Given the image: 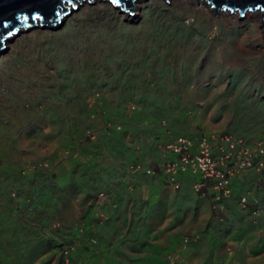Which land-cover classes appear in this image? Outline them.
Listing matches in <instances>:
<instances>
[{
  "label": "rangeland",
  "instance_id": "obj_1",
  "mask_svg": "<svg viewBox=\"0 0 264 264\" xmlns=\"http://www.w3.org/2000/svg\"><path fill=\"white\" fill-rule=\"evenodd\" d=\"M177 1L144 0L138 17L89 2L0 53V264H60L75 242L72 256L86 185L105 224L120 154L150 128L170 142L264 144V44L259 31L240 40L252 18Z\"/></svg>",
  "mask_w": 264,
  "mask_h": 264
},
{
  "label": "crops",
  "instance_id": "obj_2",
  "mask_svg": "<svg viewBox=\"0 0 264 264\" xmlns=\"http://www.w3.org/2000/svg\"><path fill=\"white\" fill-rule=\"evenodd\" d=\"M150 129L146 140L120 154L117 171L108 181L105 224H93L96 218L88 206L91 196L86 185L87 193L83 191L81 195V213L86 218L87 232L72 255L74 262L168 264L167 254L178 252V264H264V186L256 179L258 172L251 170L240 178H232V197L219 205L226 218L219 220L210 199L193 189L200 180L197 173L178 174L176 189L163 172L148 175L133 169L140 162L158 168L165 160L176 159L166 149L168 136L160 132L159 139L153 134H159V130ZM99 185L100 189L107 184L103 181ZM243 195L249 199L248 210L239 206L238 197ZM254 203L261 206L258 214L251 213ZM92 236L97 238L96 243L90 241ZM184 239L188 243L181 248Z\"/></svg>",
  "mask_w": 264,
  "mask_h": 264
},
{
  "label": "built area",
  "instance_id": "obj_3",
  "mask_svg": "<svg viewBox=\"0 0 264 264\" xmlns=\"http://www.w3.org/2000/svg\"><path fill=\"white\" fill-rule=\"evenodd\" d=\"M220 140L221 143H214L207 137L200 138L194 152L191 139H178L168 145V148L179 156V161L166 163L165 172L172 174L173 181L175 172L189 169L201 175L200 182L195 185L197 191L212 193L215 201L229 197L230 182L234 176H239L253 167H264V144L251 147L242 138H233L230 135L223 136ZM246 203L247 199L242 197L241 205L246 206ZM70 249V246L64 247L62 264H72L69 259Z\"/></svg>",
  "mask_w": 264,
  "mask_h": 264
},
{
  "label": "water",
  "instance_id": "obj_4",
  "mask_svg": "<svg viewBox=\"0 0 264 264\" xmlns=\"http://www.w3.org/2000/svg\"><path fill=\"white\" fill-rule=\"evenodd\" d=\"M67 0H0V49L3 46V39L12 38L10 33L17 32L18 26L23 24L26 28L28 26H37L33 15L39 13L41 25H56V20L61 19V14H67L70 6H64ZM73 7L77 4L74 0H70ZM81 3V0H79ZM93 2V0H88ZM121 4L122 10H128L133 14L134 4L133 0H118ZM170 2V0H167ZM69 2V1H68ZM122 2L125 3L123 8ZM198 3V0H197ZM206 3L215 10L218 16L219 10H237L240 16L244 15L245 11H260L264 22V0H206ZM70 4V2H69ZM19 18H22L20 21ZM264 31V30H263Z\"/></svg>",
  "mask_w": 264,
  "mask_h": 264
},
{
  "label": "bare ground",
  "instance_id": "obj_5",
  "mask_svg": "<svg viewBox=\"0 0 264 264\" xmlns=\"http://www.w3.org/2000/svg\"><path fill=\"white\" fill-rule=\"evenodd\" d=\"M94 1V3H103V0H93ZM173 1H176V0H171V2H173ZM74 2L77 4V11L79 10V9H81L82 7H84L85 6V4H88L89 3V1L88 0H81V3H80V1L79 0H74ZM177 2H179L180 4H193L194 6H196V8L197 9H199V10H206V12H212V10H214V9H212L211 7H210V5H207V3H206V0H198V3H197V0H178ZM69 2H68V0L66 1V2H64V6H70V8H69V12L67 13V14H61V19H60V22H59V20H56V23H58V24H62L66 19H67V15H71L72 13H74L75 12V10L73 9L74 7H73V5H72V3L69 5L68 4ZM113 3V2H112ZM135 6H134V9H133V15H135L134 17H138L139 15H140V10L143 8L142 6H143V3H144V0H133V2H132ZM113 4H115V6H121V4H116V3H113ZM122 5H123V8H125V3L124 2H122ZM118 6V8H121V7H119ZM207 7V8H206ZM195 8V7H194ZM206 8V9H205ZM98 9V8H97ZM125 10H123L122 12H124ZM215 11V10H214ZM222 12V11H228V10H219L218 11V13L219 12ZM220 12V13H221ZM230 12V11H229ZM237 12V11H236ZM245 13V19L246 18H252V21H253V23H251L250 25H248V27L246 28V29H248V30H246V29H241L242 30V32L240 33V40L242 41V42H247L249 39H251L250 37H251V35H252V33H256V32H260V36H261V38H262V41H263V44H264V38H263V33H264V22H263V18H262V15H261V13H260V11H252V12H250V11H245L244 12ZM237 14H238V12H237ZM129 14H127V16H128ZM200 15V14H199ZM130 16H132V15H130ZM20 21L22 20V18L21 19H19ZM243 21V20H242ZM40 22H41V19H35V23H36V25L37 26H28V27H24L23 26V24H20L19 26H18V29H17V32L16 33H14V34H12L11 35V37H12V40L13 39H15L16 38V35H17V37L18 36H20L21 34H24L25 32H28V31H31V30H37V28L39 29V30H42L43 29V27H45L46 25L44 24V26H41L40 25ZM48 24V26L47 27H50V23H47ZM241 25H242V23H241ZM52 26V25H51ZM59 27V26H58ZM37 32V31H36ZM16 34V35H15ZM14 35V36H13ZM257 36V35H256ZM0 39H2V36H0ZM240 40H239V42H240ZM3 46L4 47H2L1 49H0V53L4 50V49H6V48H8V47H10V45H11V43H12V41L10 40L9 41V39L8 38H5V39H3ZM238 42V41H237ZM236 42V43H237ZM241 43V42H240ZM237 46V45H236ZM243 46V45H242ZM263 48V47H262ZM240 50V49H239ZM246 50H249V51H251V52H262V50L260 49V48H253V47H249V49L247 48ZM242 51V50H241ZM240 51V52H241ZM264 51V50H263ZM242 53H244L243 51H242Z\"/></svg>",
  "mask_w": 264,
  "mask_h": 264
},
{
  "label": "clouds",
  "instance_id": "obj_6",
  "mask_svg": "<svg viewBox=\"0 0 264 264\" xmlns=\"http://www.w3.org/2000/svg\"><path fill=\"white\" fill-rule=\"evenodd\" d=\"M228 11H230V12H234V11H232V10H228ZM235 11H237V10H235ZM249 11H251V10H249ZM237 12H239V11H237ZM240 14V13H239ZM37 19V18H36ZM184 138H186V137H184ZM180 139V138H179ZM174 142H176V141H174ZM174 142H169V144H167L166 145V149L167 150H169V151H171L169 148H168V145H170V144H172V143H174ZM192 142H193V144H194V140H192ZM196 142V141H195ZM197 143V142H196ZM196 147H197V145H193V148H192V151H194L195 152V150H196ZM172 152V151H171ZM172 153H174V152H172ZM175 154V153H174ZM176 155V159L175 160H165L163 163H162V165L161 166H159L158 168H157V166L155 167V166H142V165H140V164H134L133 165V169L134 170H136V171H140V170H142V171H144L146 174H148V175H153V174H155L157 171H158V173H161V172H163L164 174H166V177H167V180H168V182H169V184L170 185H172L173 187H175L176 189L177 188H179V181H178V178H177V176H178V174H180V173H184V172H186V171H190V172H192L191 170H189V169H187V170H179V171H177V172H175L174 174H173V176H174V180L172 181L171 180V176H172V174H168V173H166L165 172V170H164V166H165V164L166 163H168V162H178L179 161V156L177 155V154H175ZM137 166H140V168H138ZM254 168H256V167H253V168H251V169H249V170H253ZM150 171V172H147V171ZM261 170L262 171H264V167L263 168H261ZM248 171V170H247ZM247 171H245L243 174H241V175H239V176H234V177H238V178H240L241 176H243ZM261 171V172H262ZM192 173H194V172H192ZM263 173V172H262ZM199 176H200V180H201V175L199 174V173H197ZM233 177V178H234ZM200 180L198 181V182H200ZM198 182H196L194 185H193V189H194V191L196 192V193H198L199 195H201V196H205V197H208L209 199H210V201H211V203H212V207H213V209H214V214H215V217L216 218H218L219 220H224V218H226L225 217V215L223 214V209H222V207H220L219 205H221L222 204V202H223V200H225V199H227V198H230V197H232V188H231V182H232V179H231V182H230V189H231V194H230V196L229 197H227V198H224V199H222V200H220V201H215L214 200V196H213V194H211V193H209V192H205V191H197L196 189H195V185L198 183ZM104 194V193H103ZM103 194H102V196H103ZM242 197H245L246 199H247V203H246V206H242L241 205V198ZM249 199H248V197L247 196H245V195H243V196H241V197H239V206L243 209V210H248V209H250L249 208ZM259 206H260V204H259ZM258 212V208L257 207H255V208H252V210H251V213H257ZM75 242H72L71 244H68V245H66V246H70L71 247V249H70V252H69V259H70V261L72 262V264H76L74 261H73V259H72V256H71V252H72V249H73V244H74ZM187 243H188V239H184L183 240V242H182V246H181V248H185L186 247V245H187ZM65 247V246H64ZM64 250V249H63ZM227 250L229 251L230 250V247H227ZM167 262H168V264H178L179 263V261H180V258H181V254L180 253H178V252H171V253H169V254H167ZM60 264H62V255H61V262H60Z\"/></svg>",
  "mask_w": 264,
  "mask_h": 264
},
{
  "label": "trees",
  "instance_id": "obj_7",
  "mask_svg": "<svg viewBox=\"0 0 264 264\" xmlns=\"http://www.w3.org/2000/svg\"><path fill=\"white\" fill-rule=\"evenodd\" d=\"M239 198V197H238Z\"/></svg>",
  "mask_w": 264,
  "mask_h": 264
}]
</instances>
